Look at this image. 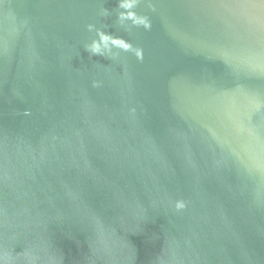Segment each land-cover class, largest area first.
<instances>
[{"label": "water", "instance_id": "95a60500", "mask_svg": "<svg viewBox=\"0 0 264 264\" xmlns=\"http://www.w3.org/2000/svg\"><path fill=\"white\" fill-rule=\"evenodd\" d=\"M0 264H264V0H0Z\"/></svg>", "mask_w": 264, "mask_h": 264}, {"label": "clouds", "instance_id": "9594fccd", "mask_svg": "<svg viewBox=\"0 0 264 264\" xmlns=\"http://www.w3.org/2000/svg\"><path fill=\"white\" fill-rule=\"evenodd\" d=\"M94 51H96L97 49L94 47V49H93Z\"/></svg>", "mask_w": 264, "mask_h": 264}]
</instances>
